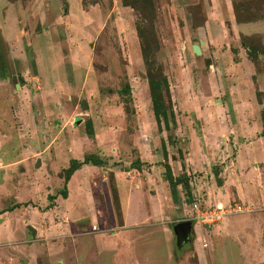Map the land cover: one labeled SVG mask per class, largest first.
I'll return each mask as SVG.
<instances>
[{
  "label": "rangeland",
  "instance_id": "obj_1",
  "mask_svg": "<svg viewBox=\"0 0 264 264\" xmlns=\"http://www.w3.org/2000/svg\"><path fill=\"white\" fill-rule=\"evenodd\" d=\"M261 3L260 0H0V106L6 105L3 110H8L12 115L5 120L0 117V161L3 162V155L7 158L8 151L11 149L14 151V168L7 169L0 164V220L4 212L13 205L12 190L6 182L7 171L14 176L16 196H21L25 209L29 214L35 215L34 220L38 218L36 209L44 207V200L49 194L47 191L51 190V187L56 188L57 184L60 185V179L51 175L49 177L47 172H43V176L40 175L37 154L26 158L25 148L39 150L50 147L52 149L49 154L52 162L50 168L56 169L69 157L67 153L56 149L69 150L71 144L74 146L73 142L77 143V134H86V127L96 129V139L103 140L101 138L104 129L101 126L104 125L102 120L106 116L99 113L100 106L94 101L99 95L98 91L99 97L102 98L107 94H119L113 104L117 102L122 106L124 103L125 109L121 113L128 117V131L135 125L136 111L141 114L143 132L149 131L150 125L146 121L145 106L142 103L143 88L138 86L141 100L137 101V107L129 93L128 83L133 88L132 77L137 76L140 77L136 78L137 80L145 82L147 80L150 85H155L152 90H164L159 100L161 116L159 122H156L158 132L162 133L163 143L158 144L157 150L163 151L165 162L160 161V158L153 165L168 163L171 167V150L174 153V160L183 159L184 149L189 147L190 135L195 136L200 151L216 155L210 156V171L196 172L190 178L204 176L208 187L206 191L211 189V194H217V189L222 188L216 186L226 179L224 171H232V162L240 146L249 145L253 141L250 145L252 147L255 145L262 147L264 144V139L260 138V129L248 140L238 141L232 138L233 125L239 130L254 127L255 124L263 127L264 94L259 92L256 84L255 97L260 105L255 107L257 119L238 123L232 107L226 105V102H229V94L225 85L219 94L215 91L204 96L198 91L200 83L195 77L196 88L192 87V83L189 85L187 83L186 86L179 83L171 93L169 84V89L165 91L162 78L168 80L167 76L171 78L175 74V69L186 68V64L195 76L201 70L205 74H212L214 71L212 68L216 65L211 57H208L210 53L204 43L209 36H217L220 41L226 38L228 45L224 47L234 56V60H237L240 45L246 54L250 51L256 58L253 60L248 58L254 62L256 70L262 72L264 62L258 57H264V33L251 35L233 33L228 14V11H232L237 24L262 23L264 26V5ZM234 5L241 14L248 9L249 13L254 15L253 20L237 22ZM216 15H222L223 21L214 23L211 33L204 34L201 27L210 17L216 20ZM189 26L193 29L192 34L189 32ZM87 73L90 75L88 78L90 81L84 84ZM94 75L99 82H95ZM182 85L185 86V90H192L191 100L198 114L197 118L193 115L190 119L188 116L191 115V111L183 113V116L189 118L190 123H184L180 117L182 130L179 132L178 124L173 123L172 99L174 97L176 103L178 101V105L181 104L179 96L184 93ZM136 98L138 100V95ZM219 102L222 107L215 110V104ZM91 111L95 113L92 112L93 116L100 115L96 123L92 120ZM204 115L208 118L218 116L222 122L207 124ZM224 117L228 123H225ZM175 133H178V136H175ZM68 134L74 136L73 140H69ZM209 137L211 140H208ZM110 138L111 141L106 144V151L112 149V143H115L122 148L119 159L128 156H131L132 161L138 159L136 151L131 149V140H128V136ZM148 141L149 138L143 139L145 143ZM87 147V144L80 141L76 144L73 154L76 157L88 152ZM169 175L167 172L166 177ZM107 180L120 222L113 177L109 175ZM177 182L182 184L185 197L189 194L190 197H196L201 201L203 193L207 199L208 195L204 190L192 196L188 177L181 176ZM169 185L175 191V184L172 181ZM61 191L63 192V189L59 190ZM46 200L47 208L54 206V199ZM192 200L188 202L186 199L184 208L189 209ZM200 201L199 203L204 205V202ZM206 205L205 207L215 206L214 203ZM240 205L248 208L247 212L250 211L248 205L242 203ZM18 207L20 205L14 208ZM60 208L62 206L59 205ZM24 215L19 211L3 216L5 221H0V247H28L32 243ZM55 219L59 221L60 218ZM177 220L176 217L171 222V228ZM82 228L83 231L88 230L87 226ZM68 239H70L68 247H75L77 240ZM154 243L157 247H153ZM42 244L54 247L55 240ZM148 245L151 247L145 245L142 247L143 250L140 249L142 252L139 256L142 260L148 264H171L167 247H160V244L154 241ZM188 246L185 243L181 248L171 247L169 251L181 260V264H224L218 248L214 259L207 255L212 249L211 246L199 247V255L194 251V247ZM34 247H38V244ZM257 264H264V261Z\"/></svg>",
  "mask_w": 264,
  "mask_h": 264
},
{
  "label": "crops",
  "instance_id": "obj_2",
  "mask_svg": "<svg viewBox=\"0 0 264 264\" xmlns=\"http://www.w3.org/2000/svg\"><path fill=\"white\" fill-rule=\"evenodd\" d=\"M120 9L122 8L120 7ZM228 14L230 28L233 33L246 35L264 33L262 23L237 24L232 11H228ZM216 16V20L210 17L205 21L201 27L204 34L211 33L214 23L218 24L221 20L223 21L222 15ZM189 32L193 33L191 27ZM219 39L217 36H209L204 42L206 50L210 53L208 57H211L216 65L214 68L211 67L214 69L213 73L205 74L201 70L195 76L191 72L192 70L189 71L190 68L187 64L186 68H177L171 78L167 76L171 93L175 85H179V83H184L185 86L187 83L188 85L192 83L194 88L195 77L200 83L198 91L204 96L213 94L215 91L219 94L225 85L229 94V102H226V105L229 104L232 107L237 122L244 123L250 121V119L256 121L255 107H260V105L256 101L255 85L257 84L259 92L264 94V70L262 72L256 70L254 62L248 58L240 44L236 55L237 60H234V56L224 47V45H228L226 38L223 41ZM258 59L264 62L263 56H259ZM89 77L90 75L87 73L84 84L90 81L88 80ZM138 77H132L133 88L128 83L129 93L130 97H133L134 105L137 107V101L141 100L138 94V86L143 88L142 103L145 106L146 121L150 125L147 133L143 132V122L140 121L141 114H138V111L135 115V125L131 131H128V117L121 113L125 109L124 103L122 106H119L117 102L113 104L115 98L119 96L118 93V95L115 93L107 94L102 98L99 97L100 93L98 91L99 95L94 101L98 102L97 104L100 106L99 113L106 116L102 120L104 125L101 126L104 129L101 138L103 140L96 139V129H92L93 135L91 137H88L85 133L76 136L77 143L82 141L88 145L86 148L88 152L75 157L73 154L77 144L75 142H73V147L70 143L71 150L56 149V151L67 153L69 157L64 164L59 165L56 169H51L52 162H50L49 154H51L52 149L50 147L39 150L36 148L24 149L26 158L31 157L32 154H37L36 160H38L37 167H39L38 172H40V175L47 172L49 177L51 175L60 179V185L57 184L56 188L51 187L52 189L47 191L49 194L44 200V207L36 209L37 219L34 220L35 215L29 214L28 210L25 209L21 196H19L20 199L16 196L14 176L8 171L5 173L7 175L6 182L9 183L7 185L12 190L13 205L11 209L4 212L3 216L13 212H23L25 214L24 218L28 222L26 227L32 238V243L28 247H0V264H148L139 255L143 246L151 247V244L148 245L151 241L158 242L160 247H167L171 264H181V260L169 251L171 247H177L173 227L171 228V222L176 217L178 218L177 222L191 221V239L187 244L188 247H194L197 255L200 254L199 247L211 246L212 249L207 255L215 259L216 248H218L224 264H257L264 261V144L262 147H258L259 145L252 147L250 145L253 141L249 145L243 144V147L240 146L232 162V171H224L226 179L216 186L222 188L221 190L220 188L217 189V194H211V189L208 192L206 191L208 187L204 176L190 178L196 172L203 170L207 173L210 171V156L214 157L216 155L214 153L208 155L202 150L200 151L195 136L190 135L189 147L184 149L183 159L176 158L174 160V153L171 150V167L168 163L153 165L160 158V161L165 162L163 151L157 150L158 144H163L161 141L162 133L158 132L159 127L152 111L148 82L147 80L146 82L137 80ZM94 78L96 83L99 82L95 75ZM185 86H183V89ZM191 91L189 89L183 90L184 93L179 96L180 105H178V101L176 103L174 97L172 99L174 108L173 123L174 125L178 124L179 132L182 130L180 117L184 123L188 124L190 123L189 118L192 119L193 115L194 118H197L198 112H196L194 103H192ZM262 103L263 106L264 100ZM199 105H201L200 101ZM4 106L6 105L1 104L0 106V117L3 120L8 119L11 115L8 110H3ZM215 106V110L222 107L220 102ZM192 107L194 109L191 110ZM187 110L191 111L189 118L183 116V113H188ZM92 112L94 113V111H91L92 120L96 123L100 119V115L93 116ZM181 112L182 114H180ZM200 112L202 113V110ZM239 114L242 119H240ZM203 117L207 124L222 122L218 116L208 118L204 115ZM224 121L228 123L226 117H224ZM233 126L232 138L238 141L251 139V135H256V132H258L256 130L260 129L261 134L263 132V127L256 124L254 127L241 130L236 125ZM174 129H176V126ZM121 135L128 136V140H131V149L136 151L137 160L132 161L131 156L125 157L126 155H124V159H119L122 148L115 143H112V149H108L109 153L106 151V144L111 141L110 137ZM68 136H70L69 140H73L74 136L72 134H68ZM144 136L147 139L149 138L151 142H143ZM175 136H178V133H175ZM260 138L264 139V135H261ZM208 140H211V137ZM64 144L66 143L64 142ZM179 147H181V144ZM13 152L12 149L7 152L8 159L3 155V162L0 161L1 166L7 169L14 168ZM91 155H95L103 161V166H95L92 163L83 164L70 175L68 180L64 179V172L69 168L71 161L82 162L85 157ZM260 155H263V157H259ZM205 163L208 165L206 166ZM167 172H169L171 181L175 184L176 202L173 201L172 187L170 188L166 177ZM109 175L113 177L120 222H118L112 190L107 180ZM181 176L189 178L192 196H195L196 192L206 191L207 199L204 198L202 193L201 201L204 202V205L210 203L225 205L231 202H240L243 205H248L250 211L226 216L220 223L212 227L202 226L200 222L194 220V212L190 208L191 204L189 209L184 208L186 199L189 202V194L185 197L182 184L177 182V179ZM11 177L13 178L11 179ZM44 179L46 181V178ZM60 189L65 191V196L61 195L62 191L59 192ZM47 198L54 199L53 207L47 208ZM195 198L191 197L192 202ZM19 205L20 207L14 208ZM59 205L62 208L59 209ZM3 216L1 220L4 222ZM54 217L60 218L59 221H56ZM84 226H87L88 230L84 229L83 231L82 227ZM28 227H32L35 233L32 234ZM93 227H95V230H93ZM157 237L159 238L158 241L156 240ZM68 238L77 240L75 241V247H68L70 245L68 243L70 239ZM53 239L55 240L54 247H47L42 244L52 242ZM36 244H38V247H34ZM154 244L153 247H157V244Z\"/></svg>",
  "mask_w": 264,
  "mask_h": 264
},
{
  "label": "trees",
  "instance_id": "obj_3",
  "mask_svg": "<svg viewBox=\"0 0 264 264\" xmlns=\"http://www.w3.org/2000/svg\"><path fill=\"white\" fill-rule=\"evenodd\" d=\"M260 2H262L261 4L264 5V0L263 1L260 0ZM234 10H235V18H236L237 22L253 20L254 15L249 13L248 9L245 10V13L241 14L240 11L238 10V7L236 5H234ZM243 24H245V23H243ZM247 55L252 60L256 58L254 55H252L250 53V51L247 53ZM162 79H163L162 80V84H163V86L165 88V91L167 92V90H168L167 79L165 77L162 78ZM148 85H149V90H150V99H151V103H152V111H153L155 120L157 122H159V119H160V116H161V106L159 105V100H161L162 91H164V90H159L158 89V90L154 91V90H152V87H154L155 85L152 86V85L149 84V82H148ZM86 134H87L88 137H91L93 135L91 127H86ZM261 135L262 136L264 135V123H263V132H262ZM87 163H92L93 165L99 166V167L103 166V161H101L95 155H91L89 157H85L82 162L71 161L69 168L67 170H65V172H64V175H63L64 179L68 180L70 175L75 170H77L81 165L87 164ZM168 181L169 182L171 181V177L170 176H168ZM61 195L65 196V191L61 192ZM172 197H173V201L176 202V196H175V193H174L173 190H172ZM188 197H189L188 199L191 201L192 199H191L190 195H188Z\"/></svg>",
  "mask_w": 264,
  "mask_h": 264
},
{
  "label": "built area",
  "instance_id": "obj_4",
  "mask_svg": "<svg viewBox=\"0 0 264 264\" xmlns=\"http://www.w3.org/2000/svg\"><path fill=\"white\" fill-rule=\"evenodd\" d=\"M199 201L200 199L195 198L190 208L194 212V220L206 227H212L220 223L226 216L247 212L246 210H248V208H245L237 202L205 207V205L200 204ZM93 230H95V227H93Z\"/></svg>",
  "mask_w": 264,
  "mask_h": 264
},
{
  "label": "water",
  "instance_id": "obj_5",
  "mask_svg": "<svg viewBox=\"0 0 264 264\" xmlns=\"http://www.w3.org/2000/svg\"><path fill=\"white\" fill-rule=\"evenodd\" d=\"M196 49V47H195ZM190 229H191V221L190 220H183L177 222L173 226V233L175 235V241L178 248H181L185 243L189 242L190 237ZM28 230L34 234L35 231L32 227H28Z\"/></svg>",
  "mask_w": 264,
  "mask_h": 264
}]
</instances>
